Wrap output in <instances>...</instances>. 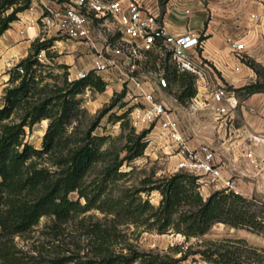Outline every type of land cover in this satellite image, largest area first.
I'll list each match as a JSON object with an SVG mask.
<instances>
[{
  "label": "trees",
  "instance_id": "obj_1",
  "mask_svg": "<svg viewBox=\"0 0 264 264\" xmlns=\"http://www.w3.org/2000/svg\"><path fill=\"white\" fill-rule=\"evenodd\" d=\"M30 4L31 0H0V35ZM54 41L53 37L38 36L28 54L8 70L0 106V264H183L192 254L211 264L263 262L262 250L241 238L228 239L231 244L201 241L195 249L192 244L178 245L175 251L179 256L142 251L130 242L120 244L123 234L119 226L125 224L159 234H180L188 242L215 223L253 231L264 230V223L259 212L252 209L254 199L231 189L214 190L205 197L199 176L186 170L161 177L151 173L138 184L120 185L128 173L121 166L143 154L148 130L136 133L130 126L124 134V156L116 152L107 159L108 148H103L107 136L93 131L99 118L124 97L125 89L115 94L86 130L79 131L77 125L70 128L77 116L76 96L85 88L103 92L107 82L94 70L69 79L66 64L58 65L64 71L61 84L49 82L52 74L43 69L38 54L43 51L52 58ZM150 58L155 60V55L150 53ZM248 64L258 75L264 74V67L253 60ZM162 66L168 85L173 82L179 86L176 99L180 103L195 94L192 74L179 72L168 61ZM244 89L248 93L262 91L264 84L257 81ZM130 110L131 106L114 115L123 129L129 126ZM46 120L42 146L37 148L25 139L26 129ZM98 164L102 171L89 179ZM153 190L161 196L157 205L148 197ZM71 193L77 197L71 198ZM91 210L109 218L104 222L92 221L89 216L78 220L87 244H77V251L61 244L39 241L28 245L16 240L30 232L43 216L53 217L51 228L59 231L63 224Z\"/></svg>",
  "mask_w": 264,
  "mask_h": 264
},
{
  "label": "built area",
  "instance_id": "obj_2",
  "mask_svg": "<svg viewBox=\"0 0 264 264\" xmlns=\"http://www.w3.org/2000/svg\"><path fill=\"white\" fill-rule=\"evenodd\" d=\"M34 4L42 9L38 17L42 39L56 35L76 41L90 56L89 70H94L103 79L110 80L113 71L120 72L118 79L126 85L125 95L133 100L128 113L131 122L147 127L153 123L159 136L170 138L179 155L177 168L198 175L199 181L204 177L206 184H211L215 190L231 189L240 194L232 176L225 175L222 166L216 162L215 150L208 144L190 147L175 111L158 95L168 86L162 66L168 61L178 71L194 76L197 90L190 97V112L202 109L212 101L215 103V120L219 124L234 119L237 95L215 81L213 66L201 57L202 34L192 30L178 35L169 32L159 0H31L29 9H33ZM183 10L190 13L189 6L185 5ZM226 42L241 60L244 43L231 36ZM150 53L155 55V60L150 58ZM43 56V51L38 54L39 59ZM89 70H78L75 78L83 77ZM69 79L74 77L69 74ZM251 142L252 146L242 148L243 156L253 175L264 180V153L254 149L264 148V134L252 135Z\"/></svg>",
  "mask_w": 264,
  "mask_h": 264
},
{
  "label": "rangeland",
  "instance_id": "obj_3",
  "mask_svg": "<svg viewBox=\"0 0 264 264\" xmlns=\"http://www.w3.org/2000/svg\"><path fill=\"white\" fill-rule=\"evenodd\" d=\"M190 1H196L199 4L200 9L202 10L199 12H203L199 14L203 16V22L205 25L209 22V20L212 19L215 12L218 13V9L215 7V5L218 4V0H159V3L162 13L165 12V9L167 7H172L174 5V7L177 9L173 10H178L177 12H179L182 16H188L187 14L191 13H185L183 9L184 6H187ZM235 4L236 18H243L247 20L248 18L255 17L254 14H250L253 11L254 7L249 0H237ZM51 37L55 38V40L60 41V47H57V42L54 41L53 46L50 49L52 58H49L45 55L41 57V62L45 65L43 69L46 72H51L52 74L47 79L49 82H56L57 84H61L64 71L58 65L66 64L65 61L69 60L71 57L77 58L78 67H82V69L80 70H86V68L89 66L90 57L87 55V50L83 46L76 44L74 40L61 38L56 35H52ZM202 38H205L203 34ZM75 46H77V49ZM230 51L231 53H234L232 50ZM242 55L243 58L241 59V62L253 69L248 64V62L249 60H253L254 62L256 61L253 58L248 57L245 53H243ZM234 56L236 57L235 54ZM17 62L11 63L10 67H12ZM256 63L259 67H264V60L262 62L260 61ZM149 67L153 69V65H150ZM8 70V65H3V63L1 64L0 62V86L5 85L6 87L7 80L9 78ZM253 71L255 73V76L252 78L246 77V82H244L243 85L232 87L225 84L228 89L235 92L240 101L247 99L256 92L261 93L260 96L264 97V89L262 91H255L253 93H248L247 90L244 89L245 86L253 84L257 81L264 84V74L258 75L254 69ZM119 75V71H113L110 74V80L104 79L107 82V85L103 92H97L93 89L85 88L80 94L76 96L78 101L77 116L71 124L70 128L77 125V129L79 131H83L97 120V117L100 115L102 109L110 103L112 98L116 96L115 94L121 92L124 88H126L125 83L118 79ZM103 76H106V73H103ZM152 81L154 80L152 79ZM178 88L179 86L177 83L170 82L167 87L161 89L158 92V95L166 101L167 106L172 108L173 99H176V95L179 92ZM195 89L197 90L196 87ZM3 94L4 90H2V93H0V106L3 103ZM121 104L124 105L121 106ZM132 104V98L128 95H124V97H122L121 100L118 101L111 110H109L99 118L97 126L93 131L94 134L107 136V139L103 144V148H108V159L109 157H112L116 152L119 153L120 157L124 156L125 151L123 150V146L126 141L124 134L128 132L130 126L135 129L136 133H139L143 130H148L146 135L147 146L143 154L141 156L135 157L131 161H124L123 165L121 166V170L127 171L128 173L119 181V184L123 186H131L133 184H138L141 178L151 173L154 174V177H161L168 176L178 170H183L177 168L179 155L177 154V150L174 148L170 138L159 136L158 128L155 124L152 123L149 127L139 124L134 125L128 118V116L126 117V120L127 118L129 119V126L123 129L120 121L115 120L114 115L121 114L124 109L130 107ZM189 104L190 98H187L185 102L182 103V106L185 108L184 112H187L188 114H190V109L187 110ZM185 113L183 114L182 118L179 117V124L181 125V128L184 127L185 129H187L193 126L195 122L185 117ZM209 115L211 117L214 116V114ZM46 126L47 120L45 122L41 121L35 124L31 130L27 128L25 139L35 147L41 148L42 137L45 132ZM214 150L218 151L217 149ZM247 166L252 169L250 165L247 164ZM101 171L102 165L98 164L91 170L88 178L91 179L99 175ZM227 176H232L233 179L236 177L234 174ZM249 179H251L248 180L250 190L248 191L247 195H245V197L254 199L253 202L255 205L252 206V209L259 212L264 223V180L261 178L255 180H253L252 178ZM214 190L215 188L212 187L211 184H206L204 177L200 178V191L203 196L207 197ZM70 196L71 198L77 197L76 193H71ZM148 197L153 204L157 205L161 196L157 190H153L150 192ZM83 216H89V219H91L92 221L100 222H104L109 218V216H106V214L98 210H91L84 214H81L78 218H75L74 220L63 224L61 230L53 231L51 228V226L53 225V217L43 216L39 220L38 224H36L30 232L24 234L23 236H17L16 240L19 244L28 245L38 244L39 241L44 242L45 244H61V246H63L64 248L69 247L77 251V244H87L84 236L82 235V229L79 227L78 223V220ZM119 228L121 229L123 234V240L120 244L130 242L136 248L142 251H156L161 253L167 252L175 256L180 255L175 251V248L178 245L181 246L192 244L193 249H195L197 248V243L201 241H207L206 244L209 245L214 244L217 240H219L221 244H231L232 242H228V239L234 240L241 238L246 240L248 244L256 246L258 249L262 250L263 262H261L260 264H264V230L253 231L247 228L231 227L223 223H215L205 234L199 236L198 238H191L188 242H184V237L180 234H159L155 231L143 230L142 227H136L133 224L120 225ZM183 264L211 263L203 260L198 254H192L183 261Z\"/></svg>",
  "mask_w": 264,
  "mask_h": 264
},
{
  "label": "crops",
  "instance_id": "obj_4",
  "mask_svg": "<svg viewBox=\"0 0 264 264\" xmlns=\"http://www.w3.org/2000/svg\"><path fill=\"white\" fill-rule=\"evenodd\" d=\"M236 1L218 0V4L215 5L218 13L215 12L206 25L203 22V16L200 15L203 12H199L202 10L196 1L188 3L187 6H189L191 13L187 14L188 16L180 15L178 10H173L177 9L174 6L167 7L163 13L164 22L172 34L178 35L187 30H192L204 35L201 57L213 66L217 83L232 87L243 85L246 82V77L252 78L255 73L253 69L238 60L234 53H231V47L226 42L228 36L244 43V53L248 57L253 58L256 62L264 60V0H249L254 7L250 14H254L255 17L247 20L236 18ZM41 13L42 9L34 4L33 9L28 8L21 12L19 18L13 21L11 26L0 35L1 64L11 65V63L17 62L28 54L33 40L41 34L38 21ZM55 42H57V47H60V41L55 40ZM75 47L77 49V46ZM65 63L69 65V72L75 78L77 70L82 69L81 66L78 67L77 65V58L71 57ZM90 67L89 61L86 70H89ZM4 87L5 85L0 86V93ZM260 95L261 93L256 92L242 101L237 97L238 107L235 117L224 125L215 120L214 102L210 101L206 107L195 112L189 111L190 114H188L184 112L185 108L182 103L175 98L173 99L172 109L175 111L178 120L185 113V117L195 122L193 126L187 129L181 128L180 125L188 145L196 147L200 144H208L213 149H217L218 151H215L216 161L222 166L225 175L234 174L236 176L234 178L235 185L240 194L244 196L250 190L248 180L251 179L249 178L260 179L253 175L252 169L247 166L250 164L242 152V148L253 145L251 142L252 135L264 134V97ZM209 114H214V116L211 117ZM254 149L258 153H264L262 146Z\"/></svg>",
  "mask_w": 264,
  "mask_h": 264
}]
</instances>
